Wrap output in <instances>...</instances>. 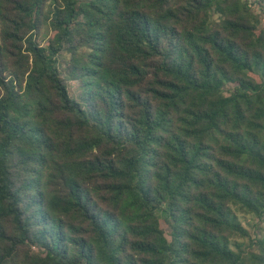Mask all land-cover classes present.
<instances>
[{"label": "trees", "instance_id": "trees-1", "mask_svg": "<svg viewBox=\"0 0 264 264\" xmlns=\"http://www.w3.org/2000/svg\"><path fill=\"white\" fill-rule=\"evenodd\" d=\"M245 216L264 0H0V264H264Z\"/></svg>", "mask_w": 264, "mask_h": 264}, {"label": "rangeland", "instance_id": "rangeland-1", "mask_svg": "<svg viewBox=\"0 0 264 264\" xmlns=\"http://www.w3.org/2000/svg\"><path fill=\"white\" fill-rule=\"evenodd\" d=\"M260 13V11H257ZM44 33H48L47 30L44 31ZM45 44V43H43ZM70 88H71V93L75 94L77 92V85L76 82H70ZM242 223L246 230L249 232L250 235H259L263 236L264 235V222L260 221L259 219H253L251 216H245V218H242ZM165 231L169 234L170 233V228L167 225H163Z\"/></svg>", "mask_w": 264, "mask_h": 264}]
</instances>
